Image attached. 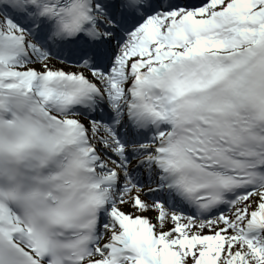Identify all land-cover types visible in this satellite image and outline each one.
Here are the masks:
<instances>
[{"label": "snow or ice", "instance_id": "6c2138e0", "mask_svg": "<svg viewBox=\"0 0 264 264\" xmlns=\"http://www.w3.org/2000/svg\"><path fill=\"white\" fill-rule=\"evenodd\" d=\"M0 264H264V0H0Z\"/></svg>", "mask_w": 264, "mask_h": 264}]
</instances>
